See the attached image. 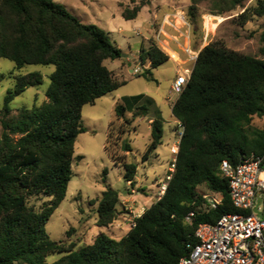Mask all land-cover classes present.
Segmentation results:
<instances>
[{
	"label": "trees",
	"instance_id": "1",
	"mask_svg": "<svg viewBox=\"0 0 264 264\" xmlns=\"http://www.w3.org/2000/svg\"><path fill=\"white\" fill-rule=\"evenodd\" d=\"M130 3L134 6L121 9L127 20L135 19L142 8V0ZM214 3L211 13L219 15L241 0ZM194 9L191 5V16ZM255 16H264V0L238 15L240 24ZM259 39L261 57L217 41L198 51L171 106L182 133L163 194L134 218L119 239L99 232L91 243L76 248L74 243L51 239L45 225L65 198L73 176L75 141L85 131L83 105L125 82L104 64L122 57V50L105 30L81 22L55 0H0V58L14 62L8 75L15 78V87L7 90L0 108V264H175L187 252V244L196 241L199 223L237 211L219 166L223 159L237 163L251 153L264 154V126L253 125L255 117H264V26ZM139 57L149 63L139 74L150 76L153 68L169 59L154 41L147 48L141 46ZM27 63L54 64L47 99L39 106L19 108V120L9 121V104L15 96L43 81L38 71L14 74ZM153 103L142 94L116 101L104 144L109 157H115L112 145L131 152L130 142L122 137L126 127L153 112L150 140L142 154V161L148 159L163 134L162 114L151 107ZM117 121L121 122L116 125ZM121 167L124 180L132 184L137 163L123 160ZM201 186L221 196L216 208H206ZM94 202L96 224L107 227L119 214L120 193L108 187ZM190 211L195 215L187 222ZM55 253L62 256L47 262L46 257Z\"/></svg>",
	"mask_w": 264,
	"mask_h": 264
},
{
	"label": "rangeland",
	"instance_id": "2",
	"mask_svg": "<svg viewBox=\"0 0 264 264\" xmlns=\"http://www.w3.org/2000/svg\"><path fill=\"white\" fill-rule=\"evenodd\" d=\"M55 1L62 4L81 22L95 24L105 30L110 39L121 48L122 53L126 54L118 59L104 61L116 78L125 81L124 84L97 98L93 103L84 104L81 109L85 131L79 133L75 141L73 176L65 198L45 225L51 239L66 244L74 243L78 248L80 245L91 243L99 232L119 239L132 226L134 218L159 198L160 186L167 182L169 166L175 157L171 148L176 151L179 133L182 132V127L174 121L171 114L170 103L178 96L172 89L174 78L184 68H189L191 73L198 51L212 41L222 42L227 48L242 54L261 57L259 36L264 26V16H255L240 24L238 15L245 8L256 6L258 0H241V4L233 10L219 15L211 13V10L216 8V0H142L141 11L135 19L129 20L122 17L121 9L126 6L133 7L134 4L130 3V0ZM191 5L195 7L193 16L189 13ZM206 16L211 18V29L203 25ZM216 17H221V20ZM146 39L149 42L147 47L151 41L156 42L169 59L172 58L171 51L177 53L179 58L175 60L176 64L166 60L151 70V76L139 73L136 75L132 72L131 69L136 64L141 63L142 71L149 65L148 62L142 64L139 57V50L142 44L146 43ZM13 67V61L0 58V108L7 90L15 87V78L8 75ZM53 70L54 64L27 63L14 71L15 75L38 71L43 75V81L15 96L9 104L11 111L6 117L9 121L19 120V108L39 106L46 101L45 90ZM1 74L5 76L2 77ZM139 94L152 98L154 103L151 107L156 106L161 110V142L148 159L142 161V154L150 140L147 120L151 115L149 113L133 119L126 127L127 131L122 137L130 142L131 152H123L117 145H112L111 151L115 157H109L104 150V144L108 123L114 117V105L123 97ZM130 115L128 113V116ZM253 125L264 126V117H255ZM79 155L82 157L78 159ZM123 160L137 163L132 184L123 178ZM108 187L120 193L119 214L110 225L102 227L96 224L97 202H92ZM201 189L204 194L209 192L203 186ZM61 256L60 253L50 254L46 261L54 262Z\"/></svg>",
	"mask_w": 264,
	"mask_h": 264
},
{
	"label": "built area",
	"instance_id": "3",
	"mask_svg": "<svg viewBox=\"0 0 264 264\" xmlns=\"http://www.w3.org/2000/svg\"><path fill=\"white\" fill-rule=\"evenodd\" d=\"M141 66V63L136 64L131 71L138 74ZM189 73V68H184L174 79L172 89L178 94ZM174 167L175 157L166 180ZM219 168L227 180L229 196L237 211L223 213L214 222L199 223L194 234L196 241L187 244V252L175 264H264V154L251 153L237 163L223 159ZM165 187L163 182L160 196ZM203 198L207 209L216 208L221 202V196L213 192L203 194ZM194 215L190 211L186 221L191 222Z\"/></svg>",
	"mask_w": 264,
	"mask_h": 264
},
{
	"label": "crops",
	"instance_id": "4",
	"mask_svg": "<svg viewBox=\"0 0 264 264\" xmlns=\"http://www.w3.org/2000/svg\"><path fill=\"white\" fill-rule=\"evenodd\" d=\"M149 42L147 41V39H146V43H144V44H142V46L143 47H147V44H148ZM170 54H171V57L173 58H170V59H168V60H171L173 63H175L176 64V62H175V60H178V55H177V53H175L174 51H171L170 52ZM149 64V63H148ZM175 79V78H174ZM172 104H173V102H171L170 103V107L172 106ZM154 108V107H153ZM155 108H158V109H160L159 107H156L155 106ZM161 111V110H160ZM151 115L148 117V126L150 127V121L152 120V118L154 117V114L153 113H150ZM162 114V113H161ZM173 117V116H172ZM174 118V117H173ZM174 121L177 123V124H179V121H177L176 119H174ZM177 144H178V141H177ZM176 144V145H177ZM172 146H174V144L172 145ZM178 148V147H177ZM173 151V150H172ZM177 151V150H176ZM176 151H173V152H175L176 153Z\"/></svg>",
	"mask_w": 264,
	"mask_h": 264
},
{
	"label": "bare ground",
	"instance_id": "5",
	"mask_svg": "<svg viewBox=\"0 0 264 264\" xmlns=\"http://www.w3.org/2000/svg\"><path fill=\"white\" fill-rule=\"evenodd\" d=\"M217 18V20H221V17H216ZM210 20H211V18L209 17V16H206L205 17V22H203L204 24V26H205V28H207V27H210ZM213 26V25H212ZM215 27V26H214ZM213 28V27H212ZM210 29H211V27H210ZM206 35V34H205Z\"/></svg>",
	"mask_w": 264,
	"mask_h": 264
},
{
	"label": "water",
	"instance_id": "6",
	"mask_svg": "<svg viewBox=\"0 0 264 264\" xmlns=\"http://www.w3.org/2000/svg\"><path fill=\"white\" fill-rule=\"evenodd\" d=\"M124 55H126L125 53H122V56H124ZM259 201H260V198H258V200H257V204L259 203ZM254 210H256L257 211V208L255 207V209Z\"/></svg>",
	"mask_w": 264,
	"mask_h": 264
}]
</instances>
